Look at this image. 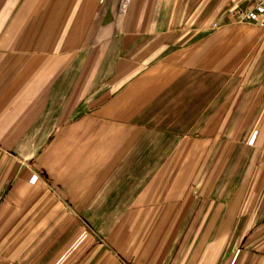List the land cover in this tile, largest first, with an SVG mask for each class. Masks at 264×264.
I'll return each mask as SVG.
<instances>
[{"label":"crops","instance_id":"1","mask_svg":"<svg viewBox=\"0 0 264 264\" xmlns=\"http://www.w3.org/2000/svg\"><path fill=\"white\" fill-rule=\"evenodd\" d=\"M230 1L0 0V118L46 98L0 121L36 146L0 154V264L264 259V40Z\"/></svg>","mask_w":264,"mask_h":264},{"label":"rangeland","instance_id":"2","mask_svg":"<svg viewBox=\"0 0 264 264\" xmlns=\"http://www.w3.org/2000/svg\"><path fill=\"white\" fill-rule=\"evenodd\" d=\"M128 0H119L118 2V11H125L126 10V2ZM209 2H212L213 5L217 6L219 5L223 0H208ZM242 24H246V25H251L252 28V32H260L258 34V37L260 36L263 40H264V27H260V26H256L252 23H245V22H241ZM29 89V84L27 85V88H25L24 90H28ZM45 97H38V98H33L30 96H17L16 98H14V96L8 98L9 100V104H6V106H3V110H6L8 112L4 113L1 115L0 121L3 120L5 117L7 118V120H10V124L13 122V118H8L9 116L13 117V113H11L14 106V101H20L22 102V113H23V117L26 116L25 112L27 113L28 110H30L31 108H34V110L37 108V106H41L42 103L44 105L45 103ZM26 101V102H25ZM33 102L32 104H30V102ZM40 103V104H39ZM38 104V105H36ZM38 106V107H39ZM10 111V112H9ZM21 113V115H22ZM18 114V113H17ZM17 114L15 115L17 117ZM234 117H237V115L233 114ZM240 116H248V114H241ZM250 120L251 122L257 121L259 114H251L250 116ZM2 122H0V124H2ZM248 132L251 130H247ZM34 133L33 129L30 128H18V129H14V128H0V154L5 153V154H10L15 152H20L22 153V155H28V153L31 151L32 147H36V146H31L29 145V136L32 135ZM15 139L16 142L15 143ZM3 140H5L6 142L8 140H10L11 142L5 143L3 144ZM21 140V141H20ZM21 142V144H20ZM246 228V233L248 234L247 236V240L244 242V246L246 248H252V250H262L264 249V224H258V225H250V226H245ZM251 264H255L253 263V260L251 262ZM256 264H264V259L261 260V262H256Z\"/></svg>","mask_w":264,"mask_h":264},{"label":"built area","instance_id":"3","mask_svg":"<svg viewBox=\"0 0 264 264\" xmlns=\"http://www.w3.org/2000/svg\"><path fill=\"white\" fill-rule=\"evenodd\" d=\"M224 9L238 22L264 27V0H231Z\"/></svg>","mask_w":264,"mask_h":264}]
</instances>
